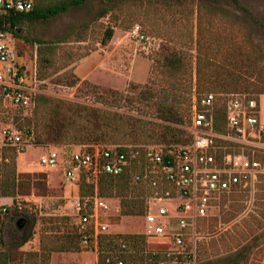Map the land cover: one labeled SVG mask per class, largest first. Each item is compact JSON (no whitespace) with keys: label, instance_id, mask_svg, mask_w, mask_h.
<instances>
[{"label":"rangeland","instance_id":"1","mask_svg":"<svg viewBox=\"0 0 264 264\" xmlns=\"http://www.w3.org/2000/svg\"><path fill=\"white\" fill-rule=\"evenodd\" d=\"M119 1L122 0H88L49 21L25 23L18 27L21 38H14V43L36 98L44 96L100 106L102 92L115 90L128 96L127 103L120 111L154 119L146 102L137 98L140 93L150 91L154 101L169 104L164 95L170 84L178 80L182 84L181 92L186 93L184 73L168 72L161 63V67L159 65L164 50H182L192 68L193 77L189 99L182 104L184 109L188 107V119L186 124L179 126L187 130L195 88L198 94H204L197 88L198 44L208 46L213 39L234 37L238 40L252 36L264 51V0H237L239 5L232 0H194L193 6L186 9L187 14L175 15V23L170 21L171 17L164 9L158 12L149 5H143L140 14L147 15V22L142 20L136 23L142 24L148 31L154 39L152 44L128 38L125 32L130 24L128 27H115L114 36L103 46L101 40L105 30L120 15L114 8L108 14L106 11ZM231 16L240 23L234 22ZM150 19L153 28L149 26ZM80 27V35H69ZM48 47L56 51L53 55L55 63L48 77L39 81V51ZM253 75L251 78L256 79L258 75L264 76V71ZM258 100L261 121L264 123V95ZM35 106L36 103L19 111V108L6 104L0 110V129L16 127L13 124L15 115L21 118L32 116ZM66 147L49 142L30 146L18 156L17 175L21 178L18 187L20 193L16 196L18 207H11L13 198L1 201L11 204V211L0 219V258L6 256L10 259L8 264H41L39 254L43 220L69 217L70 226L75 229L77 221H74L71 206L73 198L78 195V187L64 183L62 169H48L40 163L41 156L48 153V148L62 154ZM246 199L244 208L243 198H236L232 194L215 201L214 210L199 229L205 235L198 242L199 264H264V228L253 225L254 217L259 212L256 201L252 210L248 211ZM109 204L112 208L108 216L110 229L107 234H145V216H122L119 199H112ZM165 224L166 236L149 237L146 254L176 248L173 236L183 233L178 219L171 216L165 220ZM58 228L48 229L49 236L65 232L63 228ZM98 256L99 251L95 246L79 253L55 252L49 264H98Z\"/></svg>","mask_w":264,"mask_h":264},{"label":"built area","instance_id":"2","mask_svg":"<svg viewBox=\"0 0 264 264\" xmlns=\"http://www.w3.org/2000/svg\"><path fill=\"white\" fill-rule=\"evenodd\" d=\"M36 0H0V21L7 15L33 10ZM0 23V24H1ZM126 36L152 44L153 38L141 24H134ZM34 90L20 62L12 32L0 26V110L10 105L27 109L32 106ZM219 124L223 130L215 129ZM186 129L192 140L181 144H93L73 145L69 155L54 148L40 158L48 169H62L63 181L79 187L85 180L92 193L77 195L72 200L75 229L81 235L82 246L98 248L101 236L108 233L111 205L100 196L102 174L129 175L132 180L149 186L146 232L149 237H165V220L178 219L182 234L173 236L175 249L150 252L152 264H199L198 242L205 238L199 231L209 218L218 198L235 192L246 194L251 211L256 194L264 184V123L260 117V102L247 93H232L216 106L212 92L198 94L195 88L191 121ZM32 145L16 127L0 129V164L4 150L17 148L24 153ZM2 200H11L1 197ZM11 204L0 203V214ZM185 232V233H184ZM127 244L106 258L107 264H126L122 256Z\"/></svg>","mask_w":264,"mask_h":264},{"label":"trees","instance_id":"3","mask_svg":"<svg viewBox=\"0 0 264 264\" xmlns=\"http://www.w3.org/2000/svg\"><path fill=\"white\" fill-rule=\"evenodd\" d=\"M86 1L88 0H36L32 11L7 15L4 18L6 20L5 26L1 23L2 21H0V26L4 30L12 32L14 38L18 39L21 38L19 26L25 23L49 21L84 4ZM232 1L238 3L237 0ZM193 4L194 0L119 1L106 11L108 14L114 8V10H118L120 15L115 19L114 24L105 30L101 45H107V42L114 36L115 27H128L132 24L129 27L131 28L134 24H140L136 22L142 20L147 22V15L141 16L140 14L143 12L141 9L143 5H149L158 12H162L164 9L171 17L170 21L175 23L173 20L175 15L187 14L186 9L192 7ZM191 9L189 11L192 12ZM231 18L234 22L240 23L234 16ZM151 20L149 26L153 28ZM81 29L80 27L69 35H80ZM144 30L149 34L146 29ZM246 38L241 37L238 40H235L234 37L222 40L213 39L209 41L208 46L198 44L197 88L200 93H214L216 106H219L222 99L225 100L226 96L232 93H247L256 99L264 95V76L258 75L256 79L251 78L255 72L264 71V51L260 45L253 41L252 36ZM55 52L54 48L49 47L39 51L37 69L39 81L48 77L49 71L55 63L53 60ZM160 63L168 72L171 70L172 72L184 73L186 76V80H184V82L186 81V93L181 92L182 84L179 80L172 82L164 95L165 100L170 101L169 104L154 101L150 91L140 93L137 100L146 102L151 117L154 119H146L120 111L123 104L127 103L128 96L115 90H104L100 95V106H90L60 98L44 96L36 98L37 95H33L32 107L35 103L36 106L32 111V116L21 118L16 114L13 124L23 132L32 145L55 142L68 146L65 149L67 156L71 150L69 146L73 145H136L147 143L186 145L191 142L192 135L188 130L179 126L186 124L188 119V107L184 109L182 104L184 101H188V94L193 88L192 68L187 56H183V51L176 49L164 50L159 60L161 67ZM190 107L191 105H189V109ZM190 121L191 117L189 123ZM215 129L223 130L219 124H216ZM19 154L17 148H7L2 164H0V196L13 198L12 208L18 207L16 196L20 193L18 187L21 178L17 175ZM99 190L100 196L104 199L116 198L120 200L122 216L146 215L147 198L151 190L149 186L132 180L129 175L115 177L102 174ZM77 193L81 196H87L92 193V187L85 180H82ZM245 195L244 192L240 191L232 193V196L236 198H243V208L245 207ZM256 210L259 214L254 217L253 225L256 228H264V184L259 186L256 194ZM10 211L11 208H7V212L0 214V219ZM108 218L104 217L103 220L108 221ZM43 222V233L40 239L41 252L39 254L41 264H49V259L55 252L79 253L88 250L82 246L81 235L73 226H70L71 218H48ZM54 228H63L65 232L61 235L49 236L48 229ZM147 242L148 238L143 234H105L101 236L99 241L98 264H107V256L113 251L120 250L123 243L127 244L128 247L127 253L122 256L126 264H152L151 256L146 254ZM8 260L10 259H7L6 256L5 258L1 257L0 264H8Z\"/></svg>","mask_w":264,"mask_h":264}]
</instances>
